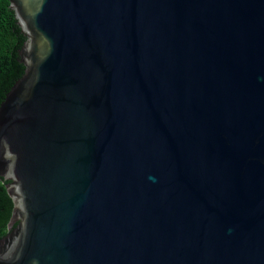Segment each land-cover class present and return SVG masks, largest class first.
Here are the masks:
<instances>
[{
	"label": "water",
	"instance_id": "water-1",
	"mask_svg": "<svg viewBox=\"0 0 264 264\" xmlns=\"http://www.w3.org/2000/svg\"><path fill=\"white\" fill-rule=\"evenodd\" d=\"M0 264H264V0H8Z\"/></svg>",
	"mask_w": 264,
	"mask_h": 264
},
{
	"label": "trees",
	"instance_id": "trees-1",
	"mask_svg": "<svg viewBox=\"0 0 264 264\" xmlns=\"http://www.w3.org/2000/svg\"><path fill=\"white\" fill-rule=\"evenodd\" d=\"M25 40L17 25L8 0H0V103L13 83L21 77L24 67L19 63L18 50ZM0 179V238L7 232L12 202Z\"/></svg>",
	"mask_w": 264,
	"mask_h": 264
}]
</instances>
